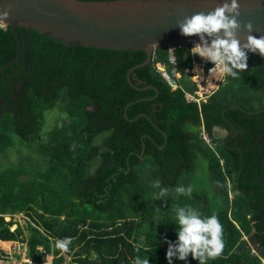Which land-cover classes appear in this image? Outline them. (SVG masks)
<instances>
[{
  "label": "trees",
  "instance_id": "trees-1",
  "mask_svg": "<svg viewBox=\"0 0 264 264\" xmlns=\"http://www.w3.org/2000/svg\"><path fill=\"white\" fill-rule=\"evenodd\" d=\"M17 31L20 56L0 69V157L13 148L19 154L0 167L1 240L24 242L33 264L66 238L67 251L59 250L68 264H134L137 255L168 264L169 241L178 239L174 209L190 205L223 226V253L207 264H264V110L257 111L264 108V57L248 52V69L198 104L185 98L196 88L185 72L192 66L186 46L173 48L181 86L174 89L150 62L131 72L136 88L127 72L145 50L67 45ZM16 52L10 27L0 28V64ZM169 54L162 46L153 56L171 70ZM53 109L60 116L45 129ZM202 124L211 134L215 126L232 132L209 146ZM199 158L208 188L192 180ZM229 177L245 189L232 199ZM156 180L169 189L165 199H155ZM177 186H191V197L178 195ZM173 264L199 261L189 254Z\"/></svg>",
  "mask_w": 264,
  "mask_h": 264
},
{
  "label": "water",
  "instance_id": "water-1",
  "mask_svg": "<svg viewBox=\"0 0 264 264\" xmlns=\"http://www.w3.org/2000/svg\"><path fill=\"white\" fill-rule=\"evenodd\" d=\"M224 2L225 0H0V10H8L11 5L8 21L0 22L4 27H10L17 45L15 56L0 64V69L4 70L20 56L21 43L17 31L20 26L51 36L67 45L130 52L145 50L146 58L127 72L129 83L140 88L133 83L131 72L150 63L156 48H173L178 45L188 48L191 44L201 42L198 35H182L177 21L200 12L207 14ZM238 3L241 28L237 31V38L242 44L246 40L249 33L243 25L248 21L253 23L252 35L257 38L264 36V0H238ZM206 39L211 43L212 38L206 36ZM192 59L198 67L201 65L199 54L193 55ZM147 87L157 91L153 85L145 86ZM261 110L264 108L257 111ZM125 116L128 117L127 113ZM163 134L167 136V132L163 131ZM164 146L165 143L160 148Z\"/></svg>",
  "mask_w": 264,
  "mask_h": 264
},
{
  "label": "clouds",
  "instance_id": "clouds-1",
  "mask_svg": "<svg viewBox=\"0 0 264 264\" xmlns=\"http://www.w3.org/2000/svg\"><path fill=\"white\" fill-rule=\"evenodd\" d=\"M10 15L11 5H9L8 10H0V21H8V17ZM239 16L240 4L238 3V0H230V3L228 0H225L222 5H218L214 10L208 12L207 14L200 12L193 14L190 17L186 16L177 21V25L180 28L182 35H198L200 37V43L191 44L187 49L190 48L191 58L196 54L201 56V65L198 67L192 59V66L185 69L188 78L196 84L195 90H199V86H205L206 84V87L204 88L207 91L206 97L199 103L197 102L198 104L206 101L216 90H218L220 86L219 84H221L220 82H227L229 77L237 79L240 77V73L242 71H246L248 69V52L258 53L260 56L264 57V36L257 38L255 35L251 34L253 32L252 21H248L245 25H243L249 33L244 43L242 44L240 39L237 38V31L241 28V23L238 20ZM3 27L4 24L1 22L0 28ZM206 36L212 38L211 43H209V40L206 39ZM173 48L169 47V61L172 53L175 58V62L177 63V58L173 53ZM203 58L210 61V63H205ZM151 62H154L156 69L160 73L161 70L157 68V63L163 65L175 80H179L183 76L182 72L175 68L176 64H173L171 61L170 63L173 66L171 70L167 68L165 63L156 61L155 56H152ZM211 66L214 67L209 70L208 68ZM196 73L199 74L197 81L193 78ZM209 75L215 78V84L212 88L207 86ZM176 84V87H173L172 85L174 89L181 86L178 81ZM216 86L217 88L213 91ZM210 89H212V91H210ZM186 92L194 91H185V93ZM218 127L219 126H215L213 130ZM200 130V137L206 144L212 146L218 142L212 135L213 130L211 134L205 129L204 124L200 126ZM203 133H206L212 138L210 144L203 137ZM225 138L227 141L228 136L225 135L223 142ZM220 139H222V137ZM151 187L159 189V191L155 193V199H165L168 197L169 189L161 187L160 180L154 181ZM175 192L178 195L191 197L193 188L191 186H177L175 188ZM158 212L159 209H157V213ZM174 212V223L179 226L178 239L175 242L169 241V247L166 253L168 264H173L174 257L179 260H187L189 254H191L194 259H197L199 264H207L209 260H215L222 255L224 250V243L222 239L223 226L215 214L211 216H204L190 205L177 207L174 209ZM156 219L159 223L160 220L158 216ZM14 225L16 224H13L10 227L11 230L16 228ZM13 227L14 229H12ZM70 243V239L66 238L57 241L56 247L67 251ZM137 251H139V249H137ZM26 253L28 256L27 250ZM134 264H150V262L148 257L142 258L137 255L134 260Z\"/></svg>",
  "mask_w": 264,
  "mask_h": 264
},
{
  "label": "rangeland",
  "instance_id": "rangeland-1",
  "mask_svg": "<svg viewBox=\"0 0 264 264\" xmlns=\"http://www.w3.org/2000/svg\"><path fill=\"white\" fill-rule=\"evenodd\" d=\"M1 23V22H0ZM221 83V82H220ZM220 85V84H219ZM214 90V89H213ZM212 91V89H210ZM60 114L57 110H49L46 113V123L44 128L49 129L54 124L57 117ZM216 139L222 137L224 138L226 135V129L216 128L213 130L212 134ZM19 157L18 152L15 151V148L10 149L7 151L6 157H0V167L4 166L5 164L14 163L17 161ZM223 163V159L221 160ZM195 179L194 184L197 187H210L211 182L209 180V172L207 168V163L202 159H198L197 169L195 171L194 177L192 180ZM228 182V195L230 198H234L238 193L239 190L234 187L233 180L229 177L227 179ZM16 218H18L23 224H25V214L19 213L15 214ZM25 217V218H24ZM7 219H11L10 216L7 215ZM16 226V225H14ZM250 246H253V243L250 242ZM27 250V246L25 245ZM16 249V241H4L0 239V264H33L32 261H29V257L27 256L26 250L17 251ZM257 247L253 246V251L256 250ZM65 255L64 261L61 264H68L69 256H66L65 253L59 250L55 245H51L49 250L47 251L46 259L44 262L40 264H59L58 257Z\"/></svg>",
  "mask_w": 264,
  "mask_h": 264
},
{
  "label": "built area",
  "instance_id": "built-area-1",
  "mask_svg": "<svg viewBox=\"0 0 264 264\" xmlns=\"http://www.w3.org/2000/svg\"><path fill=\"white\" fill-rule=\"evenodd\" d=\"M203 60L205 61V63H210V61H207L203 58ZM170 61L173 64H176L175 62V58L173 56V54L171 53L170 55ZM214 66L209 67L208 69L210 70L211 68H213ZM157 68L159 70H161L162 75L173 85V87H176V80L171 76V74L165 69V67L163 65H161L160 63H157ZM204 72V71H202ZM199 76L198 73L194 74L193 78L197 81V77ZM206 87L205 86H199V90H194V92H186L185 96L186 99L188 101H196V102H200L201 100H204L206 97V90L204 89ZM217 88V86L214 88V90ZM213 90V91H214ZM203 137L206 139V141H208V143L210 144L212 138L207 135L206 133H203ZM15 227V226H14ZM14 227L12 229H14ZM25 243L22 241H16V249L17 251H22V250H26L25 248ZM30 261V260H29Z\"/></svg>",
  "mask_w": 264,
  "mask_h": 264
},
{
  "label": "bare ground",
  "instance_id": "bare-ground-1",
  "mask_svg": "<svg viewBox=\"0 0 264 264\" xmlns=\"http://www.w3.org/2000/svg\"><path fill=\"white\" fill-rule=\"evenodd\" d=\"M214 79H215L214 77H211L210 75L208 76L207 86L209 88H212L214 86V84H215Z\"/></svg>",
  "mask_w": 264,
  "mask_h": 264
},
{
  "label": "flooded vegetation",
  "instance_id": "flooded-vegetation-1",
  "mask_svg": "<svg viewBox=\"0 0 264 264\" xmlns=\"http://www.w3.org/2000/svg\"><path fill=\"white\" fill-rule=\"evenodd\" d=\"M218 128L225 129V128L220 127V126H219ZM231 132H232V131H229V130L226 129V135H227L228 137L230 136ZM223 143H224V142H223ZM237 189L239 190V193H241V192H245V189H240V188H237Z\"/></svg>",
  "mask_w": 264,
  "mask_h": 264
}]
</instances>
